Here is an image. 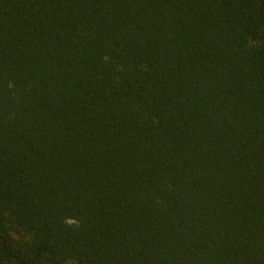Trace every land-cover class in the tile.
<instances>
[{"label": "trees", "instance_id": "1", "mask_svg": "<svg viewBox=\"0 0 264 264\" xmlns=\"http://www.w3.org/2000/svg\"><path fill=\"white\" fill-rule=\"evenodd\" d=\"M0 264H264V0H0Z\"/></svg>", "mask_w": 264, "mask_h": 264}]
</instances>
